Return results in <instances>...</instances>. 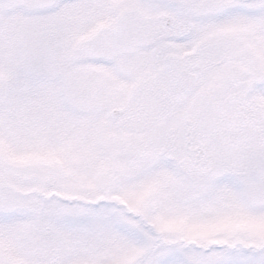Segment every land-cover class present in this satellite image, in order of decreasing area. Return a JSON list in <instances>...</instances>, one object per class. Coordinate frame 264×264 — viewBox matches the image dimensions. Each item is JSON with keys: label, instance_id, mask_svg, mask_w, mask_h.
<instances>
[{"label": "snow or ice", "instance_id": "1", "mask_svg": "<svg viewBox=\"0 0 264 264\" xmlns=\"http://www.w3.org/2000/svg\"><path fill=\"white\" fill-rule=\"evenodd\" d=\"M0 264H264V0H0Z\"/></svg>", "mask_w": 264, "mask_h": 264}]
</instances>
